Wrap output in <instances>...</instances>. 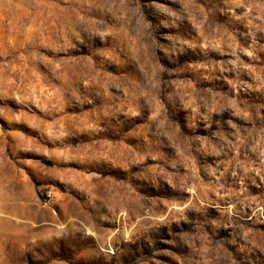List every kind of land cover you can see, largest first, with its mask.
<instances>
[{
	"label": "rangeland",
	"instance_id": "obj_1",
	"mask_svg": "<svg viewBox=\"0 0 264 264\" xmlns=\"http://www.w3.org/2000/svg\"><path fill=\"white\" fill-rule=\"evenodd\" d=\"M0 264H264V0H0Z\"/></svg>",
	"mask_w": 264,
	"mask_h": 264
},
{
	"label": "built area",
	"instance_id": "obj_2",
	"mask_svg": "<svg viewBox=\"0 0 264 264\" xmlns=\"http://www.w3.org/2000/svg\"><path fill=\"white\" fill-rule=\"evenodd\" d=\"M46 196H47V197H48V199H49V198L51 197V194H50V192H48Z\"/></svg>",
	"mask_w": 264,
	"mask_h": 264
}]
</instances>
